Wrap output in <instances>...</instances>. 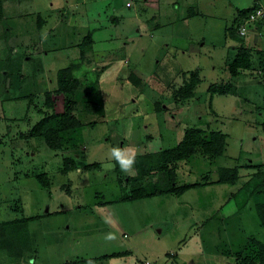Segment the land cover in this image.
<instances>
[{
	"label": "rangeland",
	"instance_id": "rangeland-1",
	"mask_svg": "<svg viewBox=\"0 0 264 264\" xmlns=\"http://www.w3.org/2000/svg\"><path fill=\"white\" fill-rule=\"evenodd\" d=\"M35 1L57 11L52 17H67L62 26L68 28H62L61 43L74 39L71 26L80 12L83 32L91 30L100 40L98 59L103 50H109L112 67L100 68V60L92 57L95 64L73 71L81 84L73 98V112L86 124L79 141L85 139L90 147L86 159L102 161L103 157V168L81 178L76 171L59 173L57 168L63 162L58 156L77 152L68 147V140L77 139L73 133L67 132L68 140L59 151L48 148L40 138L26 140L41 119L36 111L45 105V91L53 92L57 87L59 70L34 75L38 58L33 64L21 65L27 55H35L34 48L28 47L33 46L34 37L20 38L21 43L15 38L0 40V49L6 50L0 55V95L9 97L4 105L0 101V222L19 217L15 211L21 207V217L43 215L40 221L30 223V234L34 247L38 242L39 256H48L51 264L60 263L61 258L70 260L69 264H94L86 259L120 251L127 255L125 250L133 253L128 264H144L145 260L151 264H244L250 239L264 242V198L254 197L239 209L238 204L250 198L252 174L244 168L235 184L217 183L216 169L254 162L258 164L254 175L260 177L257 183L264 180V170L259 169L264 166V0H131L132 8L126 6L128 0H83L74 13L64 12V8H73L69 0H29L31 4ZM5 18L4 14L3 28L8 27ZM147 23L150 32L141 31ZM50 50L48 55L37 53L46 69L69 65L70 51ZM243 51L250 55L251 68L232 77L229 66ZM140 56L146 60L138 66ZM96 69L101 71L95 76ZM193 70L199 74H190ZM196 74L200 80L194 97L185 100L179 91L187 89ZM130 75H137L140 84L130 80ZM39 81H44L41 88ZM218 83L228 84L230 89L212 99L209 87ZM15 88L25 99L14 100L18 95ZM55 97L63 109V94ZM87 101L103 104L104 111L89 115ZM159 102L162 110L156 113ZM161 119L171 129H180L178 135L187 127L198 126L226 132L224 156L211 163L203 154H196L181 162L177 166L178 184L199 183L181 196L168 194L95 206L100 193L110 200L120 195L118 179L115 182L111 176L115 166L109 158L112 143L116 148L119 141L127 150L126 140H133L134 145L142 141L148 152L176 144V131H165ZM107 138L112 143H107ZM117 167L127 187V172ZM42 170L50 175L51 190L34 178ZM162 175L156 171L147 178L157 180ZM64 183L71 184L70 193L63 190ZM59 210L58 214H48ZM109 235L114 238L109 239ZM11 251H17L13 243ZM0 264L32 262L28 252L18 257L0 249Z\"/></svg>",
	"mask_w": 264,
	"mask_h": 264
},
{
	"label": "trees",
	"instance_id": "trees-1",
	"mask_svg": "<svg viewBox=\"0 0 264 264\" xmlns=\"http://www.w3.org/2000/svg\"><path fill=\"white\" fill-rule=\"evenodd\" d=\"M4 1L0 0V22L4 20ZM6 34V33H5ZM93 32L88 34L83 39V44H90L93 42ZM77 63H72L70 66L62 68L57 73V87L52 91L46 90V102L43 108H38L37 113L41 115V119L31 128L26 135V140L29 141L32 138H40L44 140L48 148L53 151H59L64 148V143L68 139L66 138L67 132L73 133V136L77 135V139L71 141L69 146H78V141L82 139V129L86 125L76 114L73 112V103L76 102L74 98L76 92L80 87L79 80L74 76V70H76ZM251 59L250 55L245 51L239 52L234 57L232 63L229 66L230 75L237 77L241 69H250ZM197 73L196 70L190 72V74ZM196 74V75H197ZM192 81L189 83L187 89H180L179 96L183 99H189L194 97V89L199 83L200 76L193 75ZM132 80L137 85L140 84V78L137 75H130ZM94 84V83H92ZM230 87L228 84L218 83L212 84L209 87V92L212 96L215 94L226 95L228 94ZM228 90V91H227ZM56 94H63L64 105L63 109L59 108L58 99ZM55 95V96H54ZM5 96V95H4ZM213 98V97H212ZM24 96L20 95L14 98V100H23ZM31 100V98H29ZM9 100L6 95L5 98H1L2 105ZM160 102L156 103V109L162 110ZM104 111V106L101 104L98 106L96 103L88 102L86 104V112L89 114L100 115ZM6 115V114H4ZM228 135L221 130H206L202 127H188L185 130L182 140L174 147L163 149L157 152H146L135 155V170L136 175H126L125 180L129 183L127 187L123 185V178L121 173L116 168L117 179L120 188L124 195L119 201H132L138 199L151 198L154 196H165L168 194L181 196L190 188L199 186V183H184L178 184L177 182V166L180 162L189 161L195 157L196 154H203L210 162H214L220 156H224L228 147L227 141ZM64 171L74 170L77 168L76 163L70 158H64ZM210 164V163H209ZM96 165H88L87 167H95ZM243 166V165H242ZM244 168H251L253 171L251 181L248 182L249 190L248 194L250 198L238 204L239 209L244 208L251 200L264 198V180L261 184H258V175H254L258 164H245ZM243 168V169H244ZM264 166L259 169L263 171ZM242 167L235 166H218L217 183L234 184L240 177ZM162 173V177L157 180L148 179L152 172ZM256 174V173H255ZM34 178L44 188L48 189L51 186V181L48 174L41 171L34 174ZM130 191V192H129ZM246 195V194H245ZM261 196V197H260ZM255 197V198H254ZM15 211V210H14ZM19 214V217L0 222V249L6 250L9 255L20 257L22 253L29 252L35 254V249L32 243V237L29 232L28 225L30 221L36 220L41 215L21 217L22 207L20 210L15 211ZM49 215L54 213H48ZM264 223V221H263ZM17 247V251L14 254L11 251V245ZM243 256L244 264H264V242L255 238H251Z\"/></svg>",
	"mask_w": 264,
	"mask_h": 264
},
{
	"label": "crops",
	"instance_id": "crops-1",
	"mask_svg": "<svg viewBox=\"0 0 264 264\" xmlns=\"http://www.w3.org/2000/svg\"><path fill=\"white\" fill-rule=\"evenodd\" d=\"M3 1H4L3 2L4 3L3 10H4V14L6 15L5 19L8 22V27L3 28L4 25L2 22H0V36L2 37V38H0V40H3L5 42V40H9L10 38H12V39L15 38L17 41V40H20V38L26 40V38L30 39V37H34L36 39L33 46H28L29 49L34 48L35 55L34 54L33 55H27L25 57L26 63L24 62L25 60L21 62V65L24 67L25 64H30V62L33 64L35 62L34 59L38 58V61H36V62L38 63L39 68L35 71L34 75H37V73H39V75L41 73H43V75H51L55 71H58L62 68L70 66V64H72V63H77L78 67L76 68V70L81 71V67H87L91 64H95L96 60H100V62L102 64V67H100V68L106 67L105 69H107V68H109V65L112 67V61L110 60L111 58L108 59V56H109V54L107 53L109 51L108 49L105 51L104 50L102 51V53H101L102 57L101 58L98 59V56H96L97 54H99L98 52H96V46L98 45V42L100 41V40L98 41V39H96V37H98L97 33L95 35L93 33V35H92L93 42H91L90 44L89 43L83 44L84 37L91 30H86L85 32H83V30H82L83 24L82 23H84V22H80V20L82 19V17L80 16V12L77 13L78 16L76 15V20H74L75 22L71 26L72 27V29H71L72 34L71 35L74 39H72L70 41L66 40V42L61 43L60 37H61L62 31H63L62 28L63 29L68 28V26H62L63 22H66L67 17L65 18L64 15L62 16L63 19L60 17L59 18L58 17L57 18L52 17L57 11H55L53 8L49 9L48 6H42L41 4H38L39 2L37 3V1H35L33 4H31L29 2V0H3ZM133 1H136V0H133ZM207 1H209V0H207ZM80 2L83 3V0H69V1H67V3L71 4L70 7L73 6V8L71 10L69 8H64V12L71 11L74 13L76 10H78V5L81 4ZM127 3H130V6H127ZM53 5H55V4H53ZM133 5H134V3L131 5V0H128L126 2V6L128 8H132ZM48 9L50 10V12H49V14H46L45 12ZM51 17L56 22L53 25L50 23ZM140 19L141 18H139V20ZM18 25H19V29H18ZM85 25H86V23H85ZM147 25H148V23L146 25H144L145 29L141 28V31L145 30L147 32H150V30L148 29L150 27H148ZM75 30H77V34H76ZM71 35H68L67 37L69 38V36H71ZM20 43H21V40H20ZM54 45H56L55 48H54ZM17 49H18L17 52L19 53L21 50L19 48H17ZM50 49H53L55 52H57V51H70L72 53V59L70 60L69 65L62 67V68H58V69H54V67H52L50 69H46L43 66L41 59L39 58L37 53L45 52L46 55H48L51 52ZM2 53L6 54V50L5 49L3 50V48L0 49V55ZM68 56L69 55H67V57ZM82 57H84L85 59L81 60ZM92 57L93 58L95 57L97 59H95V61H94V59ZM145 60H146V58L144 59V56H142V57L140 56L138 58V60L136 61V64H138V66H139L142 63V61H145ZM123 63H125V61H123ZM47 65H45V66H47ZM44 69L46 71H44ZM96 70H97V72L95 73V76L100 73L99 71H101L99 69H96ZM239 76H241V74H239ZM20 77L22 80L23 75L20 74ZM44 81L38 82V84H39L38 88L42 87V84ZM48 81H50V79ZM52 82H53V80H52ZM261 82L259 80L255 81V83H261ZM50 83H51V81H50ZM15 89H16V93H18V95L14 96V97L20 96L21 90H19V88H15ZM48 90H50V89H48ZM213 98H214V96H213ZM0 105H1V103H0ZM160 111L161 110H159L156 113H161ZM131 113L135 114V111H132ZM91 115L96 116V114H91ZM161 121H162L161 126L162 127L164 126V129H166L165 131H169L171 134L176 131L178 141L172 147L176 146L182 140L184 133H185V130L188 127L185 128L184 130H182V133L180 135H178V131L180 129H177V130H176V128L171 129L169 127L168 122H165V120H163V119H161ZM104 122H106V120ZM147 124L151 125L150 123H147ZM114 125H116V124H114ZM114 125H112V126H114ZM84 127H86V125ZM182 128H184V127H182ZM83 131L84 130L82 129V133H83ZM82 137H83V135H82ZM33 139L35 140V138H32L30 140H33ZM152 139H153V136H152ZM148 140H151V138L149 137ZM136 141H138V139ZM107 143H112L111 141H109V138H107ZM118 144H117L118 147H116V148L123 149L121 146V142L118 141ZM142 145H144V142H142V141H140L139 145H137V144L134 145V141L131 139L125 141V146H127V148H128L127 150L129 151V154L134 153L135 155H137V154L148 152V150L146 151L145 146H142ZM68 147H71V146L68 145ZM114 147L115 146H113V143H112L111 149H113ZM89 148H90L89 145L87 143H85V139H84L83 141L78 142V146H74V147L69 148V149H76L77 152H74L73 154H70V153L64 154V156H58V157H61V160L63 162V165L59 166L57 168L59 173L62 172L63 174H69L70 172L76 171V173L79 174L78 178H81L82 177L81 175H85L89 171L102 169L103 168L102 163L104 161L103 157H102V161H100V160L90 161V160L86 159L88 157L87 153H88ZM124 149H126V148H124ZM144 151H146V152H144ZM66 157L72 159L76 163V165H77L76 169L64 171V161L63 160ZM109 158L111 161L114 162V165H115L113 170L111 171V176H112V178H114V180L116 182V177H117L116 168L119 164L117 163V161L114 158L111 157V150H110ZM250 164H255V163L252 162ZM88 165H96V166L95 167H87ZM236 165H239L240 167H242V169L244 168V165L242 166L240 163H238ZM247 170L249 171V169H247ZM133 171L135 173L134 175H136L135 166H133ZM43 172H46L48 174V172L45 170ZM251 173L252 172H250L249 174H251ZM241 174H242V170H241L240 175ZM127 175L128 176H134V175L129 174V173H127ZM49 178H50V175H49ZM50 181H51V186H50V188H48L49 190H51V188L53 186L51 178H50ZM76 181L79 182V179H76ZM69 184L64 183L62 185L63 190H66V192H68V193L71 192V184L70 185ZM116 184H117V188H118L119 194H120L118 196V198L113 199V200L106 199L104 197V194L100 193V195L98 196L99 199L95 200V204H96L95 206L103 208V207L110 205V203H113V202L114 203L115 202L125 203V202H135V201L141 200V199H138V200H132V201H119L120 198L122 197V195H124V193L122 192L119 183L116 182ZM235 192H236L235 190L232 192L233 195L236 194ZM50 193H51V191H50ZM154 197H156V196H154ZM108 202H110V203H108ZM60 211L61 210L53 211V212L51 211V213L58 214ZM48 213H50V212H48ZM42 217L36 219V221H40ZM32 221H30V223H32ZM30 223L28 225L29 232H30ZM31 237H32V239H34V236L31 235ZM34 245L36 246V247H34L35 254L28 252L29 258L31 259L32 264H51L48 256L44 257V255H42V254L39 256L38 242L35 241ZM125 251H128L127 255H125L123 251H120L117 254L111 253L109 255L106 253V255L105 254L95 255L94 257H89V259H86V263L95 262L94 264H128L127 259L129 257H131V255L133 253L130 250H125ZM69 261L70 260H68L67 258L66 259L61 258L60 263H57V264H69ZM102 262H104V263H102ZM143 263L144 264H151V262L147 261V260L143 261ZM137 264H140V263L137 262Z\"/></svg>",
	"mask_w": 264,
	"mask_h": 264
},
{
	"label": "clouds",
	"instance_id": "clouds-1",
	"mask_svg": "<svg viewBox=\"0 0 264 264\" xmlns=\"http://www.w3.org/2000/svg\"><path fill=\"white\" fill-rule=\"evenodd\" d=\"M111 157L114 158L117 163L120 165L122 171L134 175L133 165L135 163V154H129V151L121 148L111 149ZM109 239L114 238L109 235Z\"/></svg>",
	"mask_w": 264,
	"mask_h": 264
},
{
	"label": "built area",
	"instance_id": "built-area-1",
	"mask_svg": "<svg viewBox=\"0 0 264 264\" xmlns=\"http://www.w3.org/2000/svg\"><path fill=\"white\" fill-rule=\"evenodd\" d=\"M127 6H130V3H127Z\"/></svg>",
	"mask_w": 264,
	"mask_h": 264
}]
</instances>
